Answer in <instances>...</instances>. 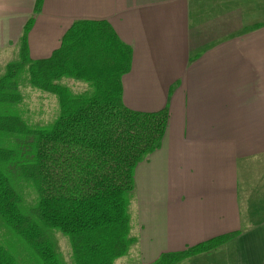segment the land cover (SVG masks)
<instances>
[{
    "label": "crops",
    "instance_id": "0c3cea01",
    "mask_svg": "<svg viewBox=\"0 0 264 264\" xmlns=\"http://www.w3.org/2000/svg\"><path fill=\"white\" fill-rule=\"evenodd\" d=\"M35 3L0 0V65ZM77 20H107L132 48L127 107L169 109L160 148L136 170L132 259L239 231L177 264H264V0H44L31 58H49Z\"/></svg>",
    "mask_w": 264,
    "mask_h": 264
},
{
    "label": "trees",
    "instance_id": "16d2710c",
    "mask_svg": "<svg viewBox=\"0 0 264 264\" xmlns=\"http://www.w3.org/2000/svg\"><path fill=\"white\" fill-rule=\"evenodd\" d=\"M43 3L36 0L18 57L0 75V223L43 264H62L54 231L70 239L75 264H115L136 242L130 223L136 170L160 148L169 109L124 104L122 77L131 70L132 48L107 20L75 21L49 58L32 59L28 39ZM67 79L86 87L74 92ZM26 83L56 97L51 122L34 125L22 117ZM23 182L37 196L28 212L21 207ZM238 234L164 253L152 264H177ZM0 264L18 260L0 246Z\"/></svg>",
    "mask_w": 264,
    "mask_h": 264
},
{
    "label": "rangeland",
    "instance_id": "374dc122",
    "mask_svg": "<svg viewBox=\"0 0 264 264\" xmlns=\"http://www.w3.org/2000/svg\"><path fill=\"white\" fill-rule=\"evenodd\" d=\"M18 57V47L11 52L5 61L1 62L0 75L6 71L8 63L15 61ZM64 83L69 86L74 92L83 91L86 85L82 81L74 79L64 80ZM23 100L20 103L19 111L23 118L26 119L29 124H45L53 120L58 113V103L54 95L43 92L39 89H35L31 84L26 83L22 87ZM24 191V199L21 207L24 212L35 204L36 197L34 190L27 183H21ZM136 196V192L135 195ZM134 198V197H133ZM55 240L60 260L62 264H75L73 261V252L70 239L64 236L59 231L51 233ZM0 246L5 247L13 255L16 256L18 264H43L41 259L35 254V252L28 247L26 243L21 241L11 231L7 230L0 223ZM130 251V250H129ZM132 251L124 257H121L115 264H140L139 261L132 259ZM133 260V262H132Z\"/></svg>",
    "mask_w": 264,
    "mask_h": 264
}]
</instances>
